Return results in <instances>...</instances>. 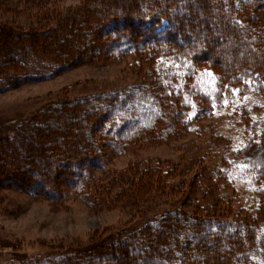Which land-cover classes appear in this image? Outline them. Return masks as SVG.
<instances>
[{
  "label": "trees",
  "instance_id": "obj_1",
  "mask_svg": "<svg viewBox=\"0 0 264 264\" xmlns=\"http://www.w3.org/2000/svg\"><path fill=\"white\" fill-rule=\"evenodd\" d=\"M56 5L0 0V11L12 14L0 23V92L77 64L130 61L145 80L61 101L8 126L0 136V189L56 202L79 199L100 209L128 193L135 204L153 192L174 194L188 184H175L177 176L194 172L186 187L191 211L176 208L130 236L101 240L87 251L0 264H263L264 190L256 213L218 196L205 207L198 196L210 199L202 183L214 174L204 169L207 155L196 153L187 166L161 160L138 161L124 171L107 166L133 147L184 135L186 107L180 94L169 91L164 62L188 63L190 71L210 68L217 97L236 89L240 97L264 93V0H86L68 12ZM199 103L205 110L207 96ZM248 139L244 152H255L249 161L264 186V130Z\"/></svg>",
  "mask_w": 264,
  "mask_h": 264
},
{
  "label": "rangeland",
  "instance_id": "obj_2",
  "mask_svg": "<svg viewBox=\"0 0 264 264\" xmlns=\"http://www.w3.org/2000/svg\"><path fill=\"white\" fill-rule=\"evenodd\" d=\"M85 1L57 0L54 8L68 12L83 7ZM19 9L22 10L21 7ZM15 11L19 18L27 20V15ZM200 14H205V11H200ZM11 18L10 12L0 11V23L9 22ZM31 24L34 25L33 22ZM167 28L168 23L164 21L161 29L164 31ZM190 67L188 63L164 62V69L169 73V91L174 96L180 94L186 107L184 135L177 137L172 133L168 138L163 137L166 140L157 146L133 147L114 157L107 169L124 171L138 161L159 160L175 164L184 161L187 166L190 153H196L200 158L207 155L204 169L214 176L210 175L209 180L201 182L210 198L204 200V195L200 193L198 197L202 204L207 207L209 201L218 196L232 200L235 209L256 213L264 186L249 161L255 152L244 150L248 138L264 130V93L240 97L237 92H222L217 97L214 72L210 68H193L190 71ZM143 75L127 61L106 65L77 64L48 79L25 80L12 89L0 92V136L8 126L29 120L61 101L80 99L101 90L129 87L144 81ZM203 94L207 96L205 110L199 103ZM193 173L177 176L174 183L186 181L189 184L195 177ZM217 178L224 180L220 182ZM186 187L164 196L150 193V198L140 204H135L129 193L124 194L115 204L100 209L79 199L56 202L36 199L11 187L1 188L0 260L13 257L23 262L49 257L57 252L71 255L92 249L101 240L118 235L130 236L166 212L176 208L191 211L186 205Z\"/></svg>",
  "mask_w": 264,
  "mask_h": 264
},
{
  "label": "snow or ice",
  "instance_id": "obj_3",
  "mask_svg": "<svg viewBox=\"0 0 264 264\" xmlns=\"http://www.w3.org/2000/svg\"><path fill=\"white\" fill-rule=\"evenodd\" d=\"M212 75H214V74H212ZM235 91H237V92H238L239 90H238V89H236Z\"/></svg>",
  "mask_w": 264,
  "mask_h": 264
}]
</instances>
